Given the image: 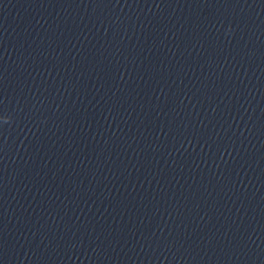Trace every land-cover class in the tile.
Instances as JSON below:
<instances>
[{
	"label": "water",
	"instance_id": "obj_1",
	"mask_svg": "<svg viewBox=\"0 0 264 264\" xmlns=\"http://www.w3.org/2000/svg\"><path fill=\"white\" fill-rule=\"evenodd\" d=\"M0 264H264V0H0Z\"/></svg>",
	"mask_w": 264,
	"mask_h": 264
}]
</instances>
